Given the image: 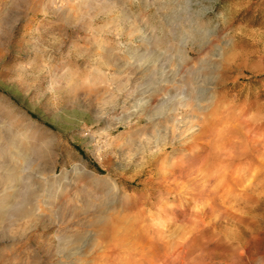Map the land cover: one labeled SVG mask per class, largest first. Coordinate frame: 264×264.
<instances>
[{
  "label": "rangeland",
  "instance_id": "374dc122",
  "mask_svg": "<svg viewBox=\"0 0 264 264\" xmlns=\"http://www.w3.org/2000/svg\"><path fill=\"white\" fill-rule=\"evenodd\" d=\"M162 78L187 84L140 115ZM191 84L215 134L154 127ZM3 124L35 168L2 133L0 264H264V167L227 174L264 153V0H0Z\"/></svg>",
  "mask_w": 264,
  "mask_h": 264
},
{
  "label": "bare ground",
  "instance_id": "6f19581e",
  "mask_svg": "<svg viewBox=\"0 0 264 264\" xmlns=\"http://www.w3.org/2000/svg\"><path fill=\"white\" fill-rule=\"evenodd\" d=\"M148 58L147 54H142V56L140 55L139 58L137 59V63L139 64H143L144 62L147 61V59L144 58ZM184 60H187L188 58L185 56L183 57ZM142 66V65H140ZM208 69L213 71L214 67L208 66ZM206 73L208 74V72L206 71ZM207 80H210V78H208ZM203 82V81H202ZM184 82H181V80H176V81H167L166 79H161L160 81H158L156 83V85L152 88H149L147 91H144L142 94L143 96L138 100L136 99L135 101H133V105L138 108L137 113H140V115H148L150 113V106H151V102L154 99V96L159 94V95H168L170 93V89L174 88V89H182L184 88ZM209 87L208 86H204V88L202 87L201 89L199 87H195L193 86V84H191V86L189 85V87L187 88V93L186 95H183L181 98H177L170 106H168L164 111L162 110L159 113L150 115L149 117L147 116V119H151L150 122H153V126L156 127L157 124H159L161 121H165L168 119V122L171 124H175L177 121L174 118V114H175V110L177 109V107H190L191 111L193 112V116L195 117V119L197 120V123L195 125H197L200 127L196 130V132H193V134L196 135V138H199L201 136H206L207 134H212L214 135L215 132L213 131V126L215 124V121L213 119L207 118L205 117V109H206V103L208 102V91H209ZM177 97V95L175 96ZM163 115V117L161 118V116ZM160 116V117H159ZM160 121V122H159ZM195 125H190L189 130L191 128H193ZM21 130H15L13 131V129L10 127V124H3L2 126H0V136L2 135V133L7 136L9 139V141H7V143L10 145L11 150L9 151L10 156L15 157V158H19V161L22 163L23 165L18 169L19 172L21 174L25 173V170H32L34 167V162L33 161H28V160H24L25 158V153H26V148H31V142L34 141V136H32L29 131L25 130V132L20 133ZM217 133H219V131L217 130ZM251 133V132H249ZM216 136V135H215ZM3 137V136H1ZM248 139L251 141V143L253 142V138L251 136H248ZM27 140L26 143L27 147L23 148V146L26 144L25 141ZM5 148L0 146V153L4 152ZM251 151H248L245 155H244V162H238V169H236L235 173H230L227 172V174L230 175H235V181L239 182L236 177H242V175L247 176V179L250 182H253L255 180V177L257 176L258 170L260 169L259 167H264V153H259L257 151H255L254 149H250ZM5 153V152H4ZM192 156V153H191ZM230 158V157H229ZM183 159V158H181ZM6 172V176H7V180L13 181L14 178H18L19 175L17 176L14 172H16V170L14 168L11 167L4 169ZM17 170V171H18ZM67 175L68 172L65 173L64 175V180L65 181L67 179ZM208 177H210V179H212L213 176H211L210 174L208 175ZM232 177V176H231ZM230 177V178H231ZM21 179L24 178L23 175H21L20 177ZM227 190L226 193H228L229 195H231V190L229 187H226ZM9 191V189H7ZM215 187L214 188H210L207 192L209 194L214 193ZM114 190L112 189V192ZM217 193V192H216ZM5 192L2 194L4 195Z\"/></svg>",
  "mask_w": 264,
  "mask_h": 264
}]
</instances>
